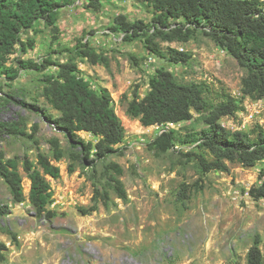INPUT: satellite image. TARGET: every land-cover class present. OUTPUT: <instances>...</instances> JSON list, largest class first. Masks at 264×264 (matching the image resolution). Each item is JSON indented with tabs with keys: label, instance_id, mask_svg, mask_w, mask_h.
I'll list each match as a JSON object with an SVG mask.
<instances>
[{
	"label": "rangeland",
	"instance_id": "374dc122",
	"mask_svg": "<svg viewBox=\"0 0 264 264\" xmlns=\"http://www.w3.org/2000/svg\"><path fill=\"white\" fill-rule=\"evenodd\" d=\"M100 1L99 10L89 8V0L69 2L59 9L53 26L38 20L34 29L21 33L26 50L20 41L8 55L7 64L18 68L20 75L14 81L0 77V123L20 120L29 133L34 124L39 128L33 139L0 130V152L6 159L19 160L26 195L24 202H14L0 175V240L8 248L0 264H247L256 240L264 255V198L256 200L248 193L264 181V160L253 167L227 162L229 171L204 173L196 158L186 155L197 152L196 143L177 144L167 152L151 146L166 128L201 132L206 128L201 120L144 126L127 113L134 92L144 96L160 68L172 71L180 82L224 86L237 98L243 96L247 70L200 28H190V33L184 29L173 41L155 37L163 53L157 55L147 48L145 37L126 36L116 23L124 15L153 31L155 13L148 0ZM85 42L107 56L108 65L77 57L73 49ZM170 48L187 52L190 59L186 64L169 61ZM72 55L95 89H109L126 129L116 152L104 159L94 151L86 158L81 147L73 146L46 117L58 115L42 95L44 74L55 73L57 66L40 72L19 65L20 60L43 62L48 57L65 62ZM244 104V111L221 122L245 132L264 125V99L246 97ZM80 136L86 142L98 140L87 132ZM54 137L60 139L65 157L56 162L61 176H46L53 190L48 210L54 215L45 217L28 199L31 181L23 160L28 156L36 162L40 151L52 157ZM111 162L123 170L118 177L126 199L114 188ZM71 163L74 172L68 169ZM96 189L107 202L101 196L94 199ZM95 203L97 210L90 212Z\"/></svg>",
	"mask_w": 264,
	"mask_h": 264
},
{
	"label": "trees",
	"instance_id": "16d2710c",
	"mask_svg": "<svg viewBox=\"0 0 264 264\" xmlns=\"http://www.w3.org/2000/svg\"><path fill=\"white\" fill-rule=\"evenodd\" d=\"M74 0H0V77L11 81L17 79L20 70L7 64L8 55L21 41L22 31L34 29L38 20H44L53 26L59 16V9ZM155 13L153 31L147 29L143 21L130 22L124 15L116 19L117 29L129 37H145L147 48L162 55L160 44L154 39L160 36L173 41L192 29H202L225 51L232 55L247 70L242 79L241 98L232 95L224 86L211 87L206 81L180 82L174 73L160 68L150 81V88L144 96L137 91L128 103L127 113L138 119L144 126L168 125L199 119L206 128L193 132L188 128L182 130L166 128L151 142V146L161 152H167L175 145L196 143L197 152H188L189 158H196L204 173L212 170L229 171L227 162L239 163L242 167H253L264 160V125L257 124L250 132L233 130L225 126L224 117H234L244 111L246 97L255 100L264 99V1L261 0H148ZM88 7L101 8L100 0H89ZM172 22L176 27H172ZM168 29V30H166ZM29 45L32 41H28ZM23 50L26 44L20 42ZM77 57L91 64L108 65V57L98 52L89 42L77 44L73 49ZM168 60L173 63L186 64L190 59L187 52L175 48L169 49ZM22 69L44 72L56 65L53 74H44L42 95L58 112L57 116L46 114L48 120L63 133L73 146H80L87 158L92 151L99 159H104L116 152L117 146L126 136L125 126L114 107L111 92L106 87L95 89L81 75L78 62L73 58L65 62H55L52 57L43 62L20 60ZM198 115V118L195 116ZM38 125L32 126L29 133L24 122H1L0 130L13 135L27 136L31 139L38 132ZM93 134L98 140L85 141L80 133ZM53 156L38 152L34 162L26 156L23 169L31 181L28 199L39 216L51 217L54 212L48 210L53 200V190L46 176L59 178L61 169L56 162L65 157L60 139L50 140ZM212 156V157H209ZM17 158L6 159L0 152V175L8 185L13 200L24 202L23 176L19 170ZM115 171L112 175L114 188L120 198L126 199L127 192L118 177L123 173L121 166L111 162ZM69 171L74 172L71 163ZM264 176V170L261 171ZM254 199L264 198V181L253 185L248 191ZM105 199L98 189L94 199ZM100 200V198H99ZM95 203L91 211H95ZM87 213L86 210H82ZM6 244L0 240V262L6 259ZM247 264H264V255L258 240L250 248Z\"/></svg>",
	"mask_w": 264,
	"mask_h": 264
},
{
	"label": "built area",
	"instance_id": "2783aa9c",
	"mask_svg": "<svg viewBox=\"0 0 264 264\" xmlns=\"http://www.w3.org/2000/svg\"><path fill=\"white\" fill-rule=\"evenodd\" d=\"M251 117H254V114H251Z\"/></svg>",
	"mask_w": 264,
	"mask_h": 264
},
{
	"label": "bare ground",
	"instance_id": "6f19581e",
	"mask_svg": "<svg viewBox=\"0 0 264 264\" xmlns=\"http://www.w3.org/2000/svg\"><path fill=\"white\" fill-rule=\"evenodd\" d=\"M86 253V252H85ZM87 254V253H86ZM90 257V256H89ZM88 259V258H87ZM91 260V259H90ZM88 263V262H87ZM90 264V263H89Z\"/></svg>",
	"mask_w": 264,
	"mask_h": 264
}]
</instances>
